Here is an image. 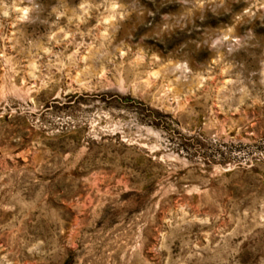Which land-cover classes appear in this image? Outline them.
Here are the masks:
<instances>
[{"label":"rangeland","instance_id":"1","mask_svg":"<svg viewBox=\"0 0 264 264\" xmlns=\"http://www.w3.org/2000/svg\"><path fill=\"white\" fill-rule=\"evenodd\" d=\"M0 264H264V0H0Z\"/></svg>","mask_w":264,"mask_h":264},{"label":"bare ground","instance_id":"2","mask_svg":"<svg viewBox=\"0 0 264 264\" xmlns=\"http://www.w3.org/2000/svg\"><path fill=\"white\" fill-rule=\"evenodd\" d=\"M25 15H26V12L22 10V15H21V17H22V16L24 17Z\"/></svg>","mask_w":264,"mask_h":264}]
</instances>
